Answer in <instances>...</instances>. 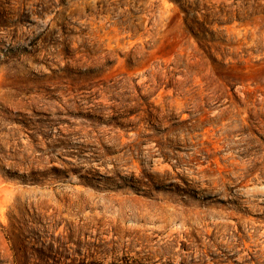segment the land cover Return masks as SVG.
Returning <instances> with one entry per match:
<instances>
[{"label": "rangeland", "instance_id": "1", "mask_svg": "<svg viewBox=\"0 0 264 264\" xmlns=\"http://www.w3.org/2000/svg\"><path fill=\"white\" fill-rule=\"evenodd\" d=\"M0 264H264V0H0Z\"/></svg>", "mask_w": 264, "mask_h": 264}, {"label": "bare ground", "instance_id": "2", "mask_svg": "<svg viewBox=\"0 0 264 264\" xmlns=\"http://www.w3.org/2000/svg\"><path fill=\"white\" fill-rule=\"evenodd\" d=\"M154 87V86H153ZM177 93V92H176ZM185 98V97H184ZM188 99V98H187ZM184 101V100H183ZM194 102V101H193ZM200 104V103H199ZM182 105V104H181ZM173 107V106H172ZM180 107V106H179ZM183 107V106H182ZM199 107V106H198ZM166 108V107H165ZM167 109V108H166ZM171 109V108H170ZM175 109V108H174ZM162 110H164V109H162ZM178 110V109H177ZM174 111V110H173ZM176 111V110H175ZM194 111V110H193ZM166 115H168V113H166ZM221 115H222V113H221ZM163 117V116H162ZM166 118V117H165ZM164 119V118H163ZM162 119V120H163Z\"/></svg>", "mask_w": 264, "mask_h": 264}]
</instances>
